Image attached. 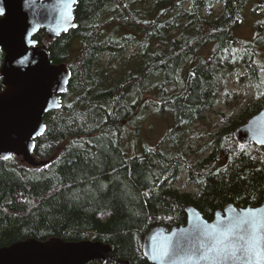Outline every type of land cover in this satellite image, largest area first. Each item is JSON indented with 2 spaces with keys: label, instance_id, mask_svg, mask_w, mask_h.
I'll use <instances>...</instances> for the list:
<instances>
[{
  "label": "trees",
  "instance_id": "1",
  "mask_svg": "<svg viewBox=\"0 0 264 264\" xmlns=\"http://www.w3.org/2000/svg\"><path fill=\"white\" fill-rule=\"evenodd\" d=\"M248 2L263 17L254 40L241 46L234 32ZM74 23L53 39L44 30L34 35L70 77L60 107L43 115L45 129L33 140L32 156L42 164L0 158V247L31 238L92 240L123 262L149 264L145 232L184 224L186 206L210 220L227 204L262 202L264 145H241L234 131L264 106L257 51L264 44V0H77ZM2 59L0 51V66ZM239 70L253 98L237 115L220 118L208 154L191 161L185 134L222 79ZM151 77L157 79L149 84ZM134 91L141 95L131 101ZM146 92L152 99L145 102ZM146 106L171 116L167 148L147 146L128 156L123 141L130 129L136 134V111ZM178 179L190 190L180 191Z\"/></svg>",
  "mask_w": 264,
  "mask_h": 264
},
{
  "label": "water",
  "instance_id": "2",
  "mask_svg": "<svg viewBox=\"0 0 264 264\" xmlns=\"http://www.w3.org/2000/svg\"><path fill=\"white\" fill-rule=\"evenodd\" d=\"M77 0H0V158L20 156L28 165L42 164L32 156L34 139L43 133V115L60 107L70 71L64 64H53L45 45L34 35L44 30L53 39L75 26ZM241 145H264V106L234 131ZM186 221L166 228H149L142 240V252L149 264H264V260L243 259L239 254L224 258L221 247L225 233L233 238L240 234L244 214L253 223H264V195L257 206L238 207L227 204L208 220L193 206L185 207ZM248 234L250 225H245ZM96 259L121 261L107 244L99 241H65L26 239L0 247V264H87Z\"/></svg>",
  "mask_w": 264,
  "mask_h": 264
},
{
  "label": "rangeland",
  "instance_id": "3",
  "mask_svg": "<svg viewBox=\"0 0 264 264\" xmlns=\"http://www.w3.org/2000/svg\"><path fill=\"white\" fill-rule=\"evenodd\" d=\"M256 2H248L241 11L240 22L234 32L237 42L243 46L251 43L254 40L255 31L254 24L263 16L258 12H253ZM216 8V9H215ZM214 8L213 12H219V6ZM205 12V11H204ZM211 47L207 46L203 52L209 54ZM133 48L129 49V52ZM259 62L264 66V44L258 46ZM180 75L177 78L180 80ZM156 77L148 79V83L156 81ZM181 81V80H180ZM180 83V82H179ZM136 95H141L138 91L130 94L131 101L136 98ZM143 100L152 99L150 93H143ZM253 91L248 84V79L245 70H239L232 73L230 76L224 77L220 82L214 98L210 101V105L203 110L201 116L191 125V132L185 134L186 137V157L191 161H196L208 154L206 144L209 141V133L217 128L220 124L222 116H235L246 104L253 98ZM151 97V98H150ZM138 126L136 134H133V129L128 131V136L123 141L124 151L128 156L144 151L145 147L162 146L167 148L166 143H163L164 136L169 128L172 127L173 120L170 115L162 112H154L152 108L145 107L140 111H136ZM176 186L180 191L190 190L181 186V180L176 181Z\"/></svg>",
  "mask_w": 264,
  "mask_h": 264
},
{
  "label": "snow or ice",
  "instance_id": "4",
  "mask_svg": "<svg viewBox=\"0 0 264 264\" xmlns=\"http://www.w3.org/2000/svg\"><path fill=\"white\" fill-rule=\"evenodd\" d=\"M251 216H253L252 213L244 214V219L240 221V234L235 237V239L240 241L239 244L230 242L233 238L229 233H225L226 239L219 242L221 247L212 250L218 253H225V259L234 258L237 254L243 259H248L251 253L252 258L264 260V223L259 221L253 223L252 220L248 219ZM245 225H250L247 235L244 234Z\"/></svg>",
  "mask_w": 264,
  "mask_h": 264
},
{
  "label": "bare ground",
  "instance_id": "5",
  "mask_svg": "<svg viewBox=\"0 0 264 264\" xmlns=\"http://www.w3.org/2000/svg\"><path fill=\"white\" fill-rule=\"evenodd\" d=\"M217 7V6H216ZM216 9V8H215Z\"/></svg>",
  "mask_w": 264,
  "mask_h": 264
}]
</instances>
